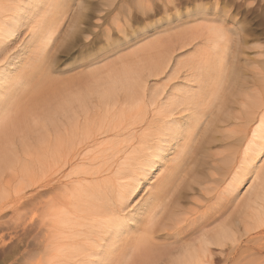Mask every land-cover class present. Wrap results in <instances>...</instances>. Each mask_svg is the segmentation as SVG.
<instances>
[{"label":"bare ground","instance_id":"6f19581e","mask_svg":"<svg viewBox=\"0 0 264 264\" xmlns=\"http://www.w3.org/2000/svg\"><path fill=\"white\" fill-rule=\"evenodd\" d=\"M74 1L80 9L74 22L88 23L81 0H0V52L23 28L31 36L28 56L19 51L13 62L1 59L5 67L0 70V177L19 173L25 160L38 164L42 264L229 262L233 231L240 224L246 233L256 234L247 250L249 264H264V63L256 66L262 69L257 72L260 88L250 93L244 65L237 62L242 51L232 28L210 14V7H197L181 15L174 34L154 36V41L141 45L150 48L149 54L134 65L105 76L93 70L52 76L51 44ZM171 1L168 4H174ZM148 3L141 5L142 16L155 10V2ZM191 19H197V25L189 23ZM84 32L72 37L67 51ZM194 45L200 48L193 57L177 60L175 53ZM151 77L166 82L156 86L149 83ZM231 120L242 155L239 161L232 154L222 160L225 171L234 168L224 192L237 196L252 178L246 195L239 196L242 201L236 197L239 205L228 212L210 205L209 214L205 211L191 220L187 226L192 231L182 236L172 226L181 220L178 195L194 176L191 153L201 136ZM169 163L174 173L166 174L172 179L163 184L169 187L163 201L152 208L148 204L143 229L133 231L141 222V206L129 200ZM167 230H175L179 239L170 243ZM132 231L139 233L131 236ZM227 247L230 251L223 254Z\"/></svg>","mask_w":264,"mask_h":264},{"label":"rangeland","instance_id":"374dc122","mask_svg":"<svg viewBox=\"0 0 264 264\" xmlns=\"http://www.w3.org/2000/svg\"><path fill=\"white\" fill-rule=\"evenodd\" d=\"M98 1L99 0L80 1L82 5L85 4V10L83 11L88 15V19L90 20L88 22L89 24L83 21H80V23L74 22L73 15H76L80 9H77V1L71 3L74 9L67 13L68 15H65L55 34V39L53 40L54 43L52 42L51 44V53L55 55L53 56L55 59L50 63L52 76L60 78L69 77L68 75H71L70 77L79 76L80 73H83L82 71L87 70L97 71L102 76H105V74H110L124 66L130 64L134 65L138 63L139 60L142 61L143 59H146L149 54L148 49L150 48H140L141 45H145L149 43V41H154L159 35L162 37L165 33V35L174 34V28L176 26L177 29V23L182 19L181 15H183L186 10H192L193 8L197 9V7L201 9L203 8V10H209L210 7L209 11L212 9L210 14L216 17L220 16L218 19L219 21L220 19H224V25L226 24L225 27L228 29L232 28L230 31L235 33L236 41L239 44L238 47H240L242 51L240 56H238L237 62L241 63L242 66L244 65L243 69L245 70H242L246 75L244 78H246L245 81L247 83L245 89L247 88V91L253 93L251 90L260 88L258 83L261 75L258 73H262V71L264 72V69L258 70L256 66L258 67L264 63V0H197L196 2H192V0H172L171 2L174 4H168L169 0H146V2H150L148 3L150 5L153 1L155 2V5L153 3L151 6L157 12L153 10L154 12L152 11L151 14L143 16L141 10H143L144 7H141V5L145 6V0ZM215 3L218 4L216 5ZM86 4L88 5L87 7ZM213 6L214 8H212ZM174 12L175 14H178L175 15ZM191 20L189 23L198 22L197 19H195V21L194 19ZM193 24L197 25V23ZM81 29L85 30L83 35H81V40L76 42L71 49L67 51V46L70 40H72V37H78ZM170 29L172 32H169ZM27 30L26 27L25 30L23 28L20 36H18L20 39L18 37L13 39L12 41L14 42L9 43L6 47L7 49L5 48L0 52V65L2 66H0V70L5 67V63L3 62L7 60H12L13 62L19 51L26 52V55L23 54L24 57L28 56L27 54L29 52L27 51V47L29 46L27 44L31 41V36L30 31L28 30L29 33H27ZM143 34L145 37H142ZM97 36L100 40L98 39L99 41L95 43V38ZM150 37L152 38L148 39ZM196 46L194 45V47ZM194 47L186 50L185 53L180 51L182 53L177 52L174 55L177 60L180 58L182 61H187L193 57L200 48L199 45L196 47L197 49ZM13 54H16V56ZM7 56H9V58ZM1 59H3V62ZM175 63L176 62L173 64L174 66ZM156 79L157 78L155 77H151L149 83H154L153 85L159 86L166 82L160 78L159 80ZM234 122L235 121L220 124L215 131L207 132V136L206 134L201 136L198 140L199 142H197V149H195L196 152L193 151L194 153H191V156L195 158L194 164L191 165L194 166V176L190 178V180L192 179L191 181L189 180V182H191L190 187H186V189L182 190L184 191L182 192L183 194L180 192L178 195L180 198L178 200V206L181 220L178 224L172 226L175 227V230L178 229L177 231H180L181 233H179L182 236L189 235L192 231V227L187 226L191 220L201 216V214H209V211L206 209H208L210 205H212L211 207L215 205L217 208L221 207L219 208L221 212H228V210L230 211L231 209L233 210L234 208H237L240 203L239 200L242 201L244 199L242 196L247 192V187H249L248 184L251 183L250 181L252 178L249 179L250 181L247 184H245L246 186H243L240 189L239 195H228L226 192L234 168L230 169L229 173L225 171V165L222 164V160L228 154H232L238 161L242 155V150L240 149L241 143H238L237 141L239 136L232 133L235 127L232 125ZM199 147L200 150H198ZM223 151L224 153H222ZM171 158L173 159V156ZM170 162L172 163V161ZM172 166L174 167V165ZM163 167L164 168H161L162 170L159 172V174L162 172L160 176H152V179H149L150 182H148V180L144 183V185L133 194L134 196L131 197L132 200H129L130 205H133L134 207L137 205L141 206H139L141 209L137 206L141 211L138 210L137 207L135 209L137 212L140 211L138 212L140 215L139 221H141L138 223V226H140L138 227L136 225L135 228H133V231H135L136 228H138L139 231L141 228L143 229L145 220H147L146 216L148 217L147 214L149 213L146 208L149 207L148 204L151 206L149 208H152L156 203H161L165 197L163 194H166V191L169 188L166 185H168V182L172 179V176H170V179L168 178V175H172L174 171H172V168L170 169V163L169 166L163 165ZM164 169H166V172ZM167 169H169V171ZM16 174L11 176V174L8 173V177L7 175L3 178L0 177L2 179L0 180V264H42L39 259L41 230L39 222L40 211L37 199V194L39 192L37 162L35 163L32 159L23 161L19 173ZM163 176L167 177V179ZM160 184L161 186H164V188L161 187ZM155 190L158 191L156 192ZM234 195L235 197H233ZM239 196L243 199L241 197L239 198ZM151 197H156V200ZM236 197L239 200L235 199ZM134 198L135 200H133ZM161 198H163L162 201H160ZM179 229H183V231ZM175 230L171 232L170 230H167V233H170V239H168L171 241L170 243L179 239L177 232L175 233V237ZM133 231L130 234L131 236L139 233H134ZM233 233L235 240L230 245L232 253L234 252L231 255V257L233 256V259L229 260V262L221 261V263L218 264H249L248 259L251 258L250 255L248 256L249 252L247 250L252 248L253 243L251 240L256 234L253 232L246 233L243 224L236 226ZM132 240L133 239H131L129 243H131ZM230 247L224 249L223 254L230 251ZM233 247L236 248L235 251ZM239 250L244 252L242 253ZM216 253L219 255L218 250ZM235 260L237 262H234ZM252 264H256V262H252Z\"/></svg>","mask_w":264,"mask_h":264}]
</instances>
